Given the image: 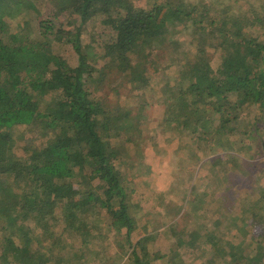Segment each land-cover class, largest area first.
I'll use <instances>...</instances> for the list:
<instances>
[{
	"label": "trees",
	"instance_id": "trees-1",
	"mask_svg": "<svg viewBox=\"0 0 264 264\" xmlns=\"http://www.w3.org/2000/svg\"><path fill=\"white\" fill-rule=\"evenodd\" d=\"M41 1L37 9L28 0H0V264H102L97 256L109 250L110 233L126 251L118 252L121 259L154 264L167 256L150 249L161 228H145L132 239L138 228L132 152L139 154L149 121V101L140 92L168 93L164 103L173 111L167 125L195 136L208 157L218 153L216 146L231 150L225 151L230 158H209L221 175L224 210L231 211L240 157L235 138L243 149L255 150L254 158L264 155V8L249 17L207 0ZM20 9L29 13L17 21L18 29L11 17ZM92 25L94 42L83 38ZM257 28L263 32L250 31ZM56 44L67 50L58 53ZM170 47V62H163L160 56ZM214 52L220 55L216 68ZM125 84L135 94V111L115 102ZM255 107L258 116L244 120ZM259 163L247 168L248 179ZM195 200L188 203L198 219L209 218L208 207L202 210ZM222 201L215 216L223 213ZM242 209L250 230L234 221L223 228L220 214L212 228L189 230L177 219L185 218V207L161 225L177 249L204 243L208 257L201 264H213L215 256L221 264H264V206ZM100 215L107 219L104 233L90 224ZM231 216L239 219L235 211ZM232 228L252 232L251 241L242 232L237 243L224 239ZM77 237L78 254L69 242ZM254 244V255L247 254ZM69 247L76 252L71 257L64 253Z\"/></svg>",
	"mask_w": 264,
	"mask_h": 264
},
{
	"label": "rangeland",
	"instance_id": "rangeland-1",
	"mask_svg": "<svg viewBox=\"0 0 264 264\" xmlns=\"http://www.w3.org/2000/svg\"><path fill=\"white\" fill-rule=\"evenodd\" d=\"M29 2H33L34 7L37 9H42V1L41 0H28ZM136 4H138L134 0ZM146 0H141L144 3ZM193 2H197V0H191ZM201 1V0H200ZM207 2L211 3L212 6L219 8L225 6H232V11L241 12L247 14V16L251 17L252 14L258 9L264 8V0H207ZM20 11H16L14 15L11 17L13 21L17 24L18 20H21L24 17H28V9ZM232 13V12H231ZM66 21V20H65ZM18 29L19 26L17 24ZM93 25L90 26L83 34V38L87 41L94 42L96 39V32L93 35L92 40L89 39L90 32H93ZM252 33H262L261 29L250 30ZM99 35L102 37V30ZM109 36V35H105ZM186 39L189 37L186 34ZM85 52H89L88 48L90 44L88 42H84ZM91 47V46H90ZM67 49L64 45L56 44L55 51L58 53L66 51ZM172 48H168L166 51L161 54L160 58L163 62H170V51ZM213 50L212 48L210 49ZM218 52H214L213 56V66L216 68L218 63L220 62ZM172 72V71H169ZM161 78V80H159ZM166 78V77H165ZM116 79V77H115ZM113 80V79H112ZM159 80V84L157 82L155 86L158 87L161 85L162 80H164L163 75L157 78ZM174 81L171 82L173 85ZM175 87H178L176 85ZM151 89V88H148ZM120 93V91H119ZM153 92L148 90L144 93L140 92V95H144L143 99L148 100L147 113L148 124L144 125L142 139H140V147L139 154L136 155L134 151L132 152L133 159L136 163L135 176L131 181V186L135 189L132 201L137 203L135 214L138 219V228L132 234L133 241H136L138 238L144 235L145 228L151 230L155 227H160L159 233L156 236V239L153 243L150 244L151 251L161 250L162 253H166L167 256L163 259H156L154 264H180V257L186 264H201L206 262L204 259L207 253L203 252V249L206 248L204 243H201L196 247L191 248H175L176 241L174 240L170 230L167 226H162L161 224L165 221L172 220L174 214H176L182 207L186 208V216L179 215L177 219H179L182 224H187L189 230H193L200 225H205L207 228H212L214 224L213 217H216L220 213L215 216L214 212L217 211V208L220 202L223 200V194L225 190L223 186L219 183L220 181V173L217 172L218 166H214L211 164L209 158L215 157L219 154H226L225 158H230L227 156L228 152L231 150H225L220 146H216V150L218 153L213 154L212 152L208 153V150L203 148L201 142L196 140L195 136L189 135L188 133H177L173 126L167 125L166 118H170L171 111L173 108H167L164 100L169 97L168 93L151 97ZM155 93V92H154ZM96 94H100L99 90H96ZM138 94V92H137ZM137 97V96H136ZM117 100V101H116ZM115 102L118 103V106L125 105L128 108L134 109L135 94L129 92V85L125 84L122 87L121 97L115 98ZM257 107V106H256ZM253 109L250 113L244 114V120H249L250 116H258L260 110ZM120 112H122L120 110ZM250 114V115H249ZM248 116V117H246ZM252 120V119H251ZM169 127H172L170 129ZM20 129L18 132L24 131L23 126H19ZM26 133V132H25ZM27 135H30L27 133ZM33 138V137H30ZM240 136H237L235 140L238 143L237 154L240 156L239 160H237L238 165L236 166V170L238 172L235 173L238 178L237 186L233 187L232 195L234 192V201L232 200V204L234 207L231 211L228 209L224 210V208H228L227 201L223 204L221 203V208L223 213L221 215L223 228L228 227L229 223L234 221L237 224L238 228H243L246 226V229H252V224H249L245 217L243 216V206H247L250 209L254 207L257 208V205L261 207L264 206V155L258 158H254V151L249 149L242 148V143ZM19 143H22L19 141ZM246 144L255 146V142L251 138H246ZM19 153L22 154L21 149L19 148ZM215 150V149H214ZM210 161V162H209ZM253 161L261 162L255 167L254 175L252 179H248V176H245L244 173L249 172V166ZM249 168V169H247ZM252 170V168H251ZM228 184V183H227ZM233 184V183H232ZM195 186V190L191 191L192 186ZM215 191V193H213ZM198 194V196H197ZM196 199L195 203L199 206L203 207L207 206V214L204 216L202 220L198 219L197 212L193 208H191V204L189 201ZM182 206V207H181ZM232 205L229 207L231 208ZM259 207V206H258ZM235 211L237 217L239 219L237 221L234 220V217L231 216V212ZM182 214V213H181ZM64 214H61L62 217ZM104 216V215H103ZM224 216V217H223ZM107 220L106 216L101 219L99 216H95L91 218L90 224H99L102 232H105V228H103L104 221ZM245 223H247L245 225ZM201 228H199L200 230ZM203 230V229H202ZM233 232L227 236H224V239L230 238L235 243L239 242L242 239V234L246 236V241H251L252 232L244 233V230L237 232V229L232 228ZM114 234L110 233V242L111 246H109L108 251L101 252L99 256H97L102 264H131V261L125 256L123 259L120 258L119 254H126V251H122V249L114 242ZM226 237V238H225ZM74 244L76 251H78L81 245V239L79 237L75 238V240H70ZM97 245L92 248H96ZM68 251H64L65 256L71 257L75 251L73 247H69ZM172 251H171V250ZM171 251V253H170ZM120 252V253H118ZM79 251L77 252V254ZM170 253V254H169ZM255 253V244L251 246L249 250H247V254L254 255ZM173 254L174 256H171ZM179 255V258L175 259V256ZM228 258V256H227ZM112 259V261L110 260ZM128 259V260H127ZM213 264H221V260L223 259L220 256L213 257ZM123 261V263H122ZM127 261V262H126ZM126 262V263H125ZM91 262L90 264H92Z\"/></svg>",
	"mask_w": 264,
	"mask_h": 264
}]
</instances>
